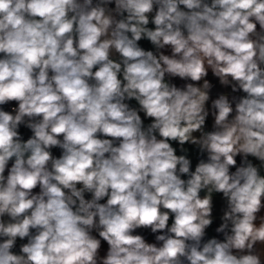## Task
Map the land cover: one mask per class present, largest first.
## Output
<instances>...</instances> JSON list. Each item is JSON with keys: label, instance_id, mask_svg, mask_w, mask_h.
I'll return each instance as SVG.
<instances>
[{"label": "clouds", "instance_id": "obj_1", "mask_svg": "<svg viewBox=\"0 0 264 264\" xmlns=\"http://www.w3.org/2000/svg\"><path fill=\"white\" fill-rule=\"evenodd\" d=\"M0 264H264V0H0Z\"/></svg>", "mask_w": 264, "mask_h": 264}]
</instances>
